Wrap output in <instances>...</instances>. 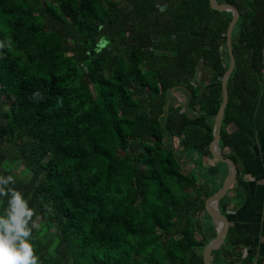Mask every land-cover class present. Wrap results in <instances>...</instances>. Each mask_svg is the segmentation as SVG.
I'll use <instances>...</instances> for the list:
<instances>
[{
	"label": "trees",
	"instance_id": "16d2710c",
	"mask_svg": "<svg viewBox=\"0 0 264 264\" xmlns=\"http://www.w3.org/2000/svg\"><path fill=\"white\" fill-rule=\"evenodd\" d=\"M261 14L227 79L219 147L236 169L264 127ZM231 19L209 0H0V173L34 209L42 264H204ZM239 243L251 257L228 234L212 264H238Z\"/></svg>",
	"mask_w": 264,
	"mask_h": 264
},
{
	"label": "crops",
	"instance_id": "0c3cea01",
	"mask_svg": "<svg viewBox=\"0 0 264 264\" xmlns=\"http://www.w3.org/2000/svg\"><path fill=\"white\" fill-rule=\"evenodd\" d=\"M239 5L241 9L236 8L238 18L232 29L231 44H235L232 46L234 57L237 53L243 60L245 59L243 54L247 53V49L245 43L238 42V39L241 36L243 39L256 40V34L263 30L261 11L264 8V0H240ZM256 13L259 14L255 16ZM254 21H257V25ZM199 69H202V66ZM213 160L215 159L206 157L203 164L206 171L209 167L214 170L208 171L213 174L207 181L210 188L222 186L225 173L227 174V170ZM221 199L225 211L223 214L228 221L227 235L249 239L254 250L253 255L249 257L248 247L241 243L237 244L236 248L241 250V257L237 263L264 264V127L257 131L254 143L240 154L236 178ZM206 220L205 218L204 221Z\"/></svg>",
	"mask_w": 264,
	"mask_h": 264
},
{
	"label": "clouds",
	"instance_id": "9594fccd",
	"mask_svg": "<svg viewBox=\"0 0 264 264\" xmlns=\"http://www.w3.org/2000/svg\"><path fill=\"white\" fill-rule=\"evenodd\" d=\"M5 46L0 41V48ZM34 95L41 98L39 91ZM17 183L18 176L12 171L0 173V203L5 205L0 213V264H42L33 245L37 227L34 209L24 193L15 187Z\"/></svg>",
	"mask_w": 264,
	"mask_h": 264
},
{
	"label": "water",
	"instance_id": "95a60500",
	"mask_svg": "<svg viewBox=\"0 0 264 264\" xmlns=\"http://www.w3.org/2000/svg\"><path fill=\"white\" fill-rule=\"evenodd\" d=\"M210 6L213 9L217 10H228L232 12V19L227 27L226 31V50L228 53V66L227 69L222 77L221 81V90H222V103L218 109V112L214 118V136L213 140L210 144V152L212 157L217 160L218 162H222L227 167V175L222 183V186L218 188L212 196H210L206 203H205V211L207 215L211 218L212 224L215 228L216 235L215 237L208 242L203 250H202V257L204 264H212L211 262V252L215 249H218L222 243L224 242L226 235H227V229H228V221L227 217L220 212L219 210V201L220 199L226 194L229 187L233 183V181L236 178L237 169L235 164L232 160H230L228 157H225L222 152L220 151L219 147V140H220V128H221V122L223 117L224 109L228 102V92H227V79L229 75L231 74L234 65H235V57L232 50V44H231V34L232 29L234 26V23L236 22L238 18V12L236 8L227 3L219 4L216 0H209ZM191 94L189 93L188 98L184 102L183 110L187 116L190 118H194V115L190 113L189 111V100H190ZM211 199V200H210ZM209 201H211V206H209Z\"/></svg>",
	"mask_w": 264,
	"mask_h": 264
},
{
	"label": "built area",
	"instance_id": "2783aa9c",
	"mask_svg": "<svg viewBox=\"0 0 264 264\" xmlns=\"http://www.w3.org/2000/svg\"><path fill=\"white\" fill-rule=\"evenodd\" d=\"M261 65H262V72H264V40L261 47Z\"/></svg>",
	"mask_w": 264,
	"mask_h": 264
},
{
	"label": "rangeland",
	"instance_id": "374dc122",
	"mask_svg": "<svg viewBox=\"0 0 264 264\" xmlns=\"http://www.w3.org/2000/svg\"><path fill=\"white\" fill-rule=\"evenodd\" d=\"M2 123H3V120L0 122V124H2ZM213 161L216 164H218V162L216 160H213ZM218 165H220V164H218ZM220 166H222L223 168H225L227 170L226 165H220ZM14 170H15V172H21L22 168H21V166L17 165V166H15Z\"/></svg>",
	"mask_w": 264,
	"mask_h": 264
}]
</instances>
